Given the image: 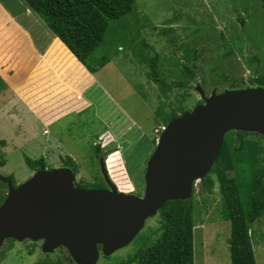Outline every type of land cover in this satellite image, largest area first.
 <instances>
[{
  "label": "rangeland",
  "instance_id": "obj_1",
  "mask_svg": "<svg viewBox=\"0 0 264 264\" xmlns=\"http://www.w3.org/2000/svg\"><path fill=\"white\" fill-rule=\"evenodd\" d=\"M49 35L22 0H0V79L5 81L0 97L9 103H17L19 97L37 112H44L40 110L43 104L57 93L66 99L64 115L50 127L44 125L46 134L40 126L33 133L31 125L25 124L29 153L20 150L4 155L0 149V159L7 161L0 176L11 178L15 187L32 175L28 176L32 170L24 164L23 156L39 159L49 136L58 146L45 157L46 170L63 168L62 160L69 157L74 162V170L69 169L74 173V186L96 184L109 190L93 150L99 144L98 152L107 153L102 158L104 167L117 191L141 197L146 161L165 121L202 104L196 86L207 98L212 92L256 87L252 80L264 77V5L259 0H134L132 12L109 24L103 42L88 58L91 66H98L103 56L108 62L95 73V83L80 99L70 100L74 95L68 91L76 90L71 82L84 85L91 78ZM139 52L155 57L156 77L164 89L153 82L148 65L139 62ZM44 72H48L44 74L45 85L40 79ZM2 101L0 98V105ZM81 102L86 107L79 111ZM9 134V126L2 121L0 137ZM247 138L256 140L254 136ZM259 144L264 146V138ZM258 166L264 183V160ZM226 174L233 176L232 170ZM209 179L210 190L199 182L192 190V263L230 264L229 223L220 215L221 196L215 177L209 175ZM0 191L6 194V188L0 187ZM157 221L156 213L145 220L127 246L107 257L100 254L95 264H119L147 248L155 239L150 231ZM248 234L255 263L264 264V215L249 226ZM42 243L5 240L0 247V264L40 260L74 264L65 249L43 252Z\"/></svg>",
  "mask_w": 264,
  "mask_h": 264
},
{
  "label": "water",
  "instance_id": "obj_2",
  "mask_svg": "<svg viewBox=\"0 0 264 264\" xmlns=\"http://www.w3.org/2000/svg\"><path fill=\"white\" fill-rule=\"evenodd\" d=\"M195 91L201 105L162 128L145 165L141 197L74 186L69 169L38 170L17 185L0 176L6 194L0 203V247L5 240L43 241L42 251L63 248L74 264H95L127 246L164 203L191 198L196 182L210 171L229 132L264 138L261 86L211 93Z\"/></svg>",
  "mask_w": 264,
  "mask_h": 264
},
{
  "label": "trees",
  "instance_id": "obj_3",
  "mask_svg": "<svg viewBox=\"0 0 264 264\" xmlns=\"http://www.w3.org/2000/svg\"><path fill=\"white\" fill-rule=\"evenodd\" d=\"M27 8L44 23L72 56L90 73L95 74L108 60L100 59L98 66H91L88 58L102 42L111 22L129 15L134 0H22ZM264 5V0H259ZM69 53V54H70ZM139 62L146 63L153 82L164 89L156 77L155 57H146L139 52ZM185 71L192 73L185 67ZM193 74V73H192ZM252 82L264 86V77H255ZM5 84L0 79V90ZM183 113V112H181ZM165 121L164 125L176 118ZM254 136L256 140L248 139ZM263 140L254 133L229 132L222 139L219 156L209 173L199 183L207 190L211 188L209 175L215 177L221 196L220 215L229 223L228 251L230 264H255L249 239V226L264 215L263 170L259 162L264 160ZM94 154L99 156L98 146ZM63 168L74 170V162L66 157ZM24 164L32 171L44 170L45 163L39 158L31 160L23 156ZM4 161L0 159V166ZM227 170L233 176L228 177ZM12 181L11 178L8 177ZM12 186L13 185L12 182ZM0 187L6 188L0 182ZM89 184L85 189H97ZM99 188V187H98ZM5 194L0 191V203ZM157 226L150 231L155 235L153 243L140 252H135L119 264H193L192 263V203L169 201L157 211ZM33 264H63L60 261L40 260Z\"/></svg>",
  "mask_w": 264,
  "mask_h": 264
},
{
  "label": "crops",
  "instance_id": "obj_4",
  "mask_svg": "<svg viewBox=\"0 0 264 264\" xmlns=\"http://www.w3.org/2000/svg\"><path fill=\"white\" fill-rule=\"evenodd\" d=\"M49 38L51 40L53 38L58 40L53 35L52 36L49 35ZM47 41L43 42V45H45L46 48L49 45V44H47ZM60 44L64 47V45L61 42H60ZM45 50H44V53H45ZM68 53H70V52L68 51ZM35 54H37V53H35ZM70 55L72 56L71 53H70ZM39 56H42V55L40 54ZM78 64L90 76L91 81H89V83L84 84V85H77V82L72 80L74 82H71V83H73V84H70L71 88L76 89V90L68 91L69 93L74 95V96L71 95L72 97L70 98V100L72 98H79L80 99L79 96L82 93H84V91H86V89L89 86H91V84L95 83V81H96L95 77H94L95 74H93V75L90 74L79 62H78ZM45 73H48V72H44L42 74V77L40 78L42 81H44V84L42 83L43 85H45V80H44V78L46 77V75H44ZM38 75H39V73H36V76H38ZM1 80L4 81V79H1ZM61 81L65 82V83H70V81H68L67 79L66 80L63 79ZM61 81H60V83H62ZM60 86L62 87V84H60ZM65 90H67V88H65ZM74 91H75V93H74ZM64 97H65L64 95L61 94V96H60V94L57 93L54 98L52 97L50 102H45L43 104L44 108H42L40 110H44V112H37L33 108H30L28 103H26L27 101L25 102V100H22L19 97H18L17 103L14 100H11L10 103L6 102L5 97H0L4 100V101H2L3 103L0 105V123L2 121L5 122L9 126V132H10L9 136H1L0 137V149H1L2 154L5 155V152L11 153V152L20 151V150H23V151L29 153L28 145H29L30 139L28 136L29 132L25 128V124L31 125L33 133H34L35 127L40 126V128L43 129L42 133L46 134V130H45L46 128L44 125L46 124V126L50 127L51 125H49V124H51L52 122H54L55 120H57L58 118H60L61 116L64 115L63 111H62V107L64 106V101L66 100V99H64ZM4 103H6V104H4ZM85 105L83 102H81L79 111H81L82 108L86 107ZM9 110H12V113H9ZM50 142H52V143L50 144ZM57 146H58L57 142H55L52 138H50L48 136V140L45 141V150L43 153L40 154L41 155L40 158L43 159V161L45 162V157H49L50 155H52L51 151L56 150ZM22 154L23 153H21V155ZM25 156L27 158L30 157L29 154L25 155ZM1 159L4 161V164L2 166H0V168L2 169L4 167H6L7 161L5 158H1ZM33 172L34 171H30L28 176L30 175V173L33 174ZM251 248H252V246H251ZM252 252H253V250H252ZM253 258H254V263H255L254 252H253Z\"/></svg>",
  "mask_w": 264,
  "mask_h": 264
},
{
  "label": "flooded vegetation",
  "instance_id": "obj_5",
  "mask_svg": "<svg viewBox=\"0 0 264 264\" xmlns=\"http://www.w3.org/2000/svg\"><path fill=\"white\" fill-rule=\"evenodd\" d=\"M12 59V58H11ZM95 146H99V144H95ZM99 150V149H98ZM101 150V149H100ZM110 150H112V149H109V153L111 152ZM106 154L107 153H102L101 151H99V156H98V159H99V166H100V163H102L103 164V166H104V162H103V159L102 158H105V156H106ZM105 155V156H104ZM100 156H101V159H100ZM100 168V167H99ZM100 170V169H99ZM100 175H101V177H102V181L107 185V187H108V184H107V182L105 181V179H104V177H103V175H102V173H100ZM107 178V177H106ZM104 184V185H105ZM89 186V184H84L83 185V187H88ZM83 187H81L82 189H85V188H83ZM109 188V187H108ZM97 189H99L98 187H97ZM105 189L107 190V188L105 187ZM87 190H94V189H87Z\"/></svg>",
  "mask_w": 264,
  "mask_h": 264
},
{
  "label": "bare ground",
  "instance_id": "obj_6",
  "mask_svg": "<svg viewBox=\"0 0 264 264\" xmlns=\"http://www.w3.org/2000/svg\"><path fill=\"white\" fill-rule=\"evenodd\" d=\"M262 88H263V90H264V87L263 86H261ZM241 88H251V87H241ZM104 171H105V175H106V177H107V179H108V181L115 187V185L109 180V178H108V176H107V172H106V170H105V167H104ZM115 189H116V187H115ZM103 190H106V189H103ZM116 191H117V189H116ZM118 192V191H117ZM126 194H130V193H126Z\"/></svg>",
  "mask_w": 264,
  "mask_h": 264
}]
</instances>
